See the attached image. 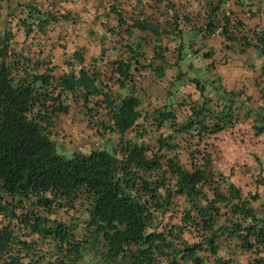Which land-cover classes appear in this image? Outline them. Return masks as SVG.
Here are the masks:
<instances>
[{
  "label": "trees",
  "instance_id": "obj_1",
  "mask_svg": "<svg viewBox=\"0 0 264 264\" xmlns=\"http://www.w3.org/2000/svg\"><path fill=\"white\" fill-rule=\"evenodd\" d=\"M166 2L168 30L110 4L105 16L115 23H102L94 55L83 32L96 31L77 30L73 15L52 4L25 6L15 27L21 40L0 28V264H264V211L253 207L264 165L254 158V181L242 185L214 154L226 134L264 137V26L249 29L219 3L188 17ZM257 17L264 10L249 14ZM200 36H219L238 55L253 51L258 98L247 84L178 73L165 104H146L137 80L165 79L168 55L174 66L197 55ZM180 86L189 90L176 101ZM75 111L86 128L117 137L116 146L58 151V119Z\"/></svg>",
  "mask_w": 264,
  "mask_h": 264
},
{
  "label": "crops",
  "instance_id": "obj_2",
  "mask_svg": "<svg viewBox=\"0 0 264 264\" xmlns=\"http://www.w3.org/2000/svg\"><path fill=\"white\" fill-rule=\"evenodd\" d=\"M173 5L174 9H177L176 14H183L188 15V17L195 16L197 12H203L207 7H210L211 3H219V10L220 12L227 13L229 11H232V14L234 16H237L240 20H242L246 26L250 28H254L256 26H264V18L259 19L258 17L255 19H250L249 14L251 11L254 10V8H261L264 10V0L263 4L257 3V1L260 0H170ZM139 3H142L143 6L140 7V10L144 11L146 14L147 20L149 13H152L153 15L149 17V20L153 24H158L160 29H166L170 28V24L173 23V21L169 20V14L171 15L170 8L165 7L167 4L166 0H116V1H110V0H0V13L3 10L11 9V12H7L6 20H7V26L10 27H16V23L18 22L17 16L14 15V12L19 10L20 14L25 13V6L28 4H33L38 8L41 7H48L52 4L53 6H57L58 9H61L60 11H66L73 15V27H75L77 30L80 31H88L90 33L91 30H98L101 28L102 23L109 22L110 24L115 23V17L113 15L110 16V19H107L105 16L106 13H108V9L110 7V4H113L114 7L117 10H123L125 12L126 9L131 8V12L133 11L134 5H139ZM155 3V4H154ZM181 3V4H180ZM5 4V5H4ZM127 7V8H126ZM167 9V15H163L162 12ZM17 9V10H15ZM138 11V10H137ZM138 13V12H137ZM160 13V14H159ZM76 17L77 20H74ZM4 18V15H0V24L1 20ZM22 19V17H20ZM9 22L13 23L12 26H9ZM130 22V19L128 20ZM172 29V28H171ZM161 30V31H162ZM13 31H16L14 29ZM18 33V32H16ZM184 36L186 40L184 43L186 44L187 39L192 38V33L186 32V35L184 33ZM93 40L96 39L95 37H91ZM151 38V37H150ZM95 41V40H94ZM213 41L217 42V47L214 46ZM152 46V45H151ZM193 50L198 51L197 55L188 54L184 57L183 62H179L177 64L178 66H174L175 61L177 58L176 56L168 55L169 57V63H172L171 68L167 69L165 71V79L159 80L158 78L154 79L156 81H162L163 87L157 92V95H159V100L162 103H166V100H168V95H170V87L167 82V80L175 79L176 76H178V73L182 74L183 77H195V76H206L211 77L216 75L222 85L228 87L227 84L232 83L238 85V87L242 86V84H245L244 80H242V75H249L250 85L253 82V78H256L254 76L260 74V67L255 66L252 67L253 64H255L254 59L251 56L253 55V51H247L243 55H238L237 52H229L222 49V38L219 36H212L211 38H205V37H199L194 41ZM208 51L213 52V57L211 60H207L204 58V53H207ZM196 60V63H201L202 66H204V71H196L194 72L195 63L193 61ZM147 61V60H146ZM159 64V63H157ZM211 65L210 70L206 71L207 66ZM261 64V61H260ZM232 69L233 74L228 73V71ZM168 71L171 72V74H168ZM146 74L149 75L150 73L146 71ZM245 75V76H246ZM152 78V77H151ZM153 79V80H154ZM147 90H150L149 85H147ZM180 92L175 94L176 101H180L181 95L188 93L189 88L180 86L179 88ZM160 106V105H158ZM174 107L177 108V105L174 104ZM174 108V109H175ZM243 123H247V121H243ZM260 206V209L257 207ZM253 207L256 209V211L259 213V211H264V199L261 198L259 205L257 203L253 204Z\"/></svg>",
  "mask_w": 264,
  "mask_h": 264
},
{
  "label": "rangeland",
  "instance_id": "obj_3",
  "mask_svg": "<svg viewBox=\"0 0 264 264\" xmlns=\"http://www.w3.org/2000/svg\"><path fill=\"white\" fill-rule=\"evenodd\" d=\"M181 4V3H180ZM5 5V4H4ZM143 4L139 3V5H134L133 6V11L135 12H140L143 13L144 11L140 10V7H142ZM127 8V7H126ZM17 10V9H15ZM138 10V11H137ZM11 12V9L9 8L7 11L3 10L0 15L2 18V15H4V18L1 20L0 28L2 30L9 28L7 26V12ZM126 13L131 12V8H128L125 10ZM14 15L17 16L18 19H21L20 17H24L25 13L19 12V10L14 12ZM153 14L149 13V17H151ZM74 20H77L76 17ZM9 26H12L13 23L9 22ZM68 27H71V25H67ZM68 27L63 26V27H58L61 28L62 30L58 29L53 32H51L48 36H56L58 34H61L64 29H68ZM12 29V32L16 34L17 38L20 40L23 37V34L21 32L16 33V31H13L15 27H10ZM96 31V41H94L90 35H87L83 32V37L87 40L90 41L92 45H88V50L89 53L92 52L94 55L95 53L97 54L98 50L100 49V42L101 36V29L95 30ZM186 39H184L185 41ZM64 44V42H63ZM213 44L215 47H217V42L213 41ZM77 47L76 45L72 46L71 48ZM70 49V48H67ZM53 50V51H52ZM152 51V46L147 45L146 46V53L151 55ZM185 51V50H184ZM51 55L58 60L62 55V50L58 48L56 45L54 48H51ZM186 52V51H185ZM91 54V55H92ZM49 54L45 55L44 57H47ZM87 58L90 57V54L86 52ZM55 60V61H57ZM195 63V68L194 72L200 70L204 71V66L201 65V63H196V60L193 61ZM253 67V66H252ZM255 67V66H254ZM253 67V68H254ZM228 73L233 74V70L230 69ZM168 74H171L170 71H168ZM147 77V74H145ZM246 75V74H245ZM242 75L241 79L244 80L245 84H247L250 88V91L254 94L256 99L258 98V93L255 89V91L251 88V85L249 83L250 76L249 75ZM256 77V76H254ZM137 83L139 84L138 87L141 90H145L147 88V85H149L150 90L148 91L149 97L145 98L146 104H149L152 108L153 107H158V105L163 104L159 100V95H157V92L163 87L162 81H156L155 79L153 80L151 77L148 76V78L142 79L141 81L137 80ZM261 84L264 85V77L261 80ZM142 85V86H141ZM149 107V106H147ZM150 108V109H152ZM149 109V108H147ZM178 118L182 119V116L179 115L178 111L176 110ZM59 121V126L57 128L58 135L55 136V143L58 148V151H61L64 155L67 157L72 153V152H82V153H89L92 150H102V149H109L111 147H115L118 140L117 137L114 136H100L99 134H96V131L93 129L86 128L85 123L82 121L81 117L79 115L76 116V111L72 112L69 115H61L60 118L58 119ZM145 138H147L145 136ZM144 138V139H145ZM146 140V139H145ZM149 142V140H146ZM215 151V159L216 161L221 164L222 170H226L227 168H233L236 170V172H240L239 180L241 181L242 185H245L246 183L250 181H254V178H250L247 174H249L250 171L254 172V167H255V162L254 158H256L262 165H264V137L259 138L257 141L256 138L249 136L247 139L244 137V135H241L239 137L236 136H230V134L225 135V139L216 147ZM185 163V160H183ZM186 166V165H185ZM227 169V170H228ZM250 171H248V170ZM238 170V171H237ZM247 170V172H245ZM237 173V174H238ZM263 175L262 178L259 179L262 183L261 186H258V189L261 190L263 193V198L264 199V170L262 171ZM257 186V184H256ZM261 198L256 202L258 205L260 203ZM260 209V206L257 207Z\"/></svg>",
  "mask_w": 264,
  "mask_h": 264
}]
</instances>
